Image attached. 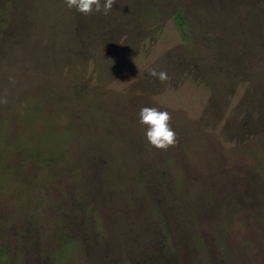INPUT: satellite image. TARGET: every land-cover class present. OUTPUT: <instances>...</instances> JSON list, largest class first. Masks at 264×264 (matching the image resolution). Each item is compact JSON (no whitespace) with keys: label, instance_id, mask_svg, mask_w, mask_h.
<instances>
[{"label":"rangeland","instance_id":"1","mask_svg":"<svg viewBox=\"0 0 264 264\" xmlns=\"http://www.w3.org/2000/svg\"><path fill=\"white\" fill-rule=\"evenodd\" d=\"M0 264H264V0H0Z\"/></svg>","mask_w":264,"mask_h":264},{"label":"clouds","instance_id":"2","mask_svg":"<svg viewBox=\"0 0 264 264\" xmlns=\"http://www.w3.org/2000/svg\"><path fill=\"white\" fill-rule=\"evenodd\" d=\"M116 0H64L68 9H75L80 13H102L108 15ZM148 74L157 78L161 83L166 82L169 77L165 71H157L154 67L146 69ZM138 123L145 127L147 142L157 148L167 150L176 142V132L171 126V114L167 110L157 107L144 106L138 113Z\"/></svg>","mask_w":264,"mask_h":264},{"label":"trees","instance_id":"3","mask_svg":"<svg viewBox=\"0 0 264 264\" xmlns=\"http://www.w3.org/2000/svg\"><path fill=\"white\" fill-rule=\"evenodd\" d=\"M175 20H177L179 23L184 24L185 23V20L183 19V11L178 9L175 11ZM62 233V232H61Z\"/></svg>","mask_w":264,"mask_h":264}]
</instances>
